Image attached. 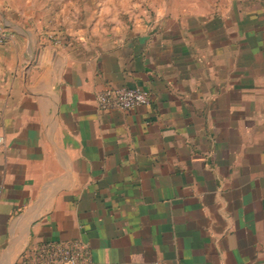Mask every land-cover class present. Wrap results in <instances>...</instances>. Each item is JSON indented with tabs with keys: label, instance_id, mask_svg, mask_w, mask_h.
<instances>
[{
	"label": "crops",
	"instance_id": "crops-1",
	"mask_svg": "<svg viewBox=\"0 0 264 264\" xmlns=\"http://www.w3.org/2000/svg\"><path fill=\"white\" fill-rule=\"evenodd\" d=\"M0 0V264L81 239L96 264H264V0ZM120 1V0H118ZM152 101L100 111L107 87Z\"/></svg>",
	"mask_w": 264,
	"mask_h": 264
},
{
	"label": "built area",
	"instance_id": "built-area-1",
	"mask_svg": "<svg viewBox=\"0 0 264 264\" xmlns=\"http://www.w3.org/2000/svg\"><path fill=\"white\" fill-rule=\"evenodd\" d=\"M9 36L0 23V45H4ZM100 111H131L152 101L151 91L144 88L107 87L97 94ZM6 145L0 137V148ZM15 264H96L90 243L81 239L70 241H45L28 246Z\"/></svg>",
	"mask_w": 264,
	"mask_h": 264
},
{
	"label": "rangeland",
	"instance_id": "rangeland-1",
	"mask_svg": "<svg viewBox=\"0 0 264 264\" xmlns=\"http://www.w3.org/2000/svg\"><path fill=\"white\" fill-rule=\"evenodd\" d=\"M107 0H67V36L63 30L51 33L50 38L74 49L101 41L115 31L111 14L104 17L103 27L97 25L100 7ZM119 6V20L122 23L130 19V15L123 8L122 0H109ZM108 1V2H109Z\"/></svg>",
	"mask_w": 264,
	"mask_h": 264
}]
</instances>
